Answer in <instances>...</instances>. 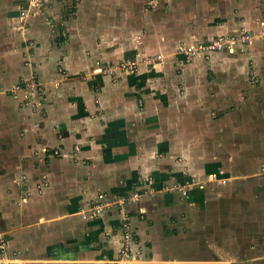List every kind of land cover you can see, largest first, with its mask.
Returning <instances> with one entry per match:
<instances>
[{"label":"crops","instance_id":"crops-1","mask_svg":"<svg viewBox=\"0 0 264 264\" xmlns=\"http://www.w3.org/2000/svg\"><path fill=\"white\" fill-rule=\"evenodd\" d=\"M27 1L0 0V264H111L121 217L112 207L91 216L85 203L135 188L153 191L127 206L140 249L129 262L163 264L183 226L201 225L209 242L208 198L221 191L206 183L220 184L214 178H225L226 164L197 136L213 113L223 125L228 114L243 119L248 103L254 123L263 120L255 106L264 107V0H230L197 20L172 14L171 26L142 16L139 33L127 14L122 34L116 6L93 15L75 3L55 40L29 20ZM245 32L249 40L189 60L179 51ZM124 59L136 70H108ZM31 76L41 95H15L14 85ZM252 134L249 142L263 146L254 138L264 131L248 128ZM191 179L197 183L181 194Z\"/></svg>","mask_w":264,"mask_h":264},{"label":"rangeland","instance_id":"rangeland-1","mask_svg":"<svg viewBox=\"0 0 264 264\" xmlns=\"http://www.w3.org/2000/svg\"><path fill=\"white\" fill-rule=\"evenodd\" d=\"M23 1L27 0H16L17 3L24 5L25 2L23 3ZM31 1L34 2L30 10L33 15L29 20L31 22L34 20L35 24L46 25L54 34L53 40L63 36L61 31L64 25L60 22L70 17L71 12L75 10L73 8L75 3L80 4V9H83L85 13L93 15L106 14L109 8L116 6L115 9L118 8L115 15L116 21H118L115 23L116 31L121 34L127 14L130 17V19L128 18L129 25L132 24L133 26H129V28L131 27L138 32L137 29H143L144 24L140 25L139 23L142 16L144 22L157 19L163 21V26H171L173 24L172 14H177L183 20H189L190 18L197 20L207 9L219 12L221 7L232 4L230 0H228L230 1L229 4H226L225 0ZM259 3L253 4L257 5ZM115 11L111 10L109 14L114 15ZM98 19L103 26L104 20L102 21L100 17ZM182 19L180 21H183ZM92 21L94 22V20ZM37 94L41 95L39 92ZM257 108L263 114L260 125H264V107L256 105L255 109ZM253 111L254 107L251 103H248L243 119L239 117L237 119L228 114L226 119L229 120L228 126L223 125L221 120H225L224 118H218V114L214 115L213 113L208 120L206 119L208 126L205 128V132H199L202 135L201 138H198L200 135L195 131V134H198L199 145L204 144L206 148L211 149L210 151L213 154L220 155L221 160L226 164L224 165L225 182L222 181V176L213 177L220 184L213 182V180L206 183L208 189L210 184L214 183L216 187H212V189L221 191L219 195H210V198H208V200L211 199L208 203L211 206V217H214L213 220L211 218V223L203 222L202 224L210 241L206 240L207 242H205L204 234L199 232L198 228L201 229V225L190 228L183 226L176 241L169 249L170 256L166 258V262H163V264H264V157L261 159L257 157L261 152L264 155V145L260 147L259 144H251L249 141L253 139L254 135H247L248 128L264 131V127L260 128L259 121H256L257 124L254 123L255 121L251 117ZM207 117L209 116L207 115ZM196 120L199 121V118H196ZM222 125L228 128H223V131L221 129ZM219 132H222L220 140L219 135H214ZM263 137L264 134H261V136L256 135L254 140H264ZM214 140L220 141L216 143V147L210 144V141ZM229 176H232L231 180H229ZM195 183H197V180L191 179L182 186L186 190L187 185L192 187ZM231 194H234V196ZM223 199H226V201ZM217 211L222 215L217 213L216 216H220L222 219L216 221L214 213L216 214ZM181 225L185 224L182 223ZM129 227L131 229V226ZM121 264L133 263L126 260Z\"/></svg>","mask_w":264,"mask_h":264},{"label":"built area","instance_id":"built-area-1","mask_svg":"<svg viewBox=\"0 0 264 264\" xmlns=\"http://www.w3.org/2000/svg\"><path fill=\"white\" fill-rule=\"evenodd\" d=\"M250 34L248 32L240 34V36H233L229 38L225 37H216L210 41L206 42H198L182 45L179 47V51L182 53L183 57L187 60L192 57L200 54H206L207 52L215 49H220L224 47H231L234 43L245 42L249 40ZM161 54L157 53L154 55L155 59H159ZM136 62L134 60L124 59L119 60L116 65L108 66L109 71H114L115 68L126 71H135L136 70ZM12 92L15 95L21 96H31L35 95L39 92V83L34 76H31L27 79L20 80L17 82ZM53 154L60 155L59 150L54 149ZM222 181L225 182V179L222 178ZM181 194H185L186 190L190 188V185L186 186V190L184 186H178ZM153 188H143L138 189L135 188L129 193L119 194L114 196H107L103 192L97 193V200H90L86 202V211L91 216H96L99 214L105 207H112L116 210L117 214L121 217V245L119 249V254L112 264H121L122 262L134 260L137 255L140 253L139 248H134L135 239L133 236V231L130 229L129 225V215L127 206L129 203L138 200L141 196L146 195L147 193H151ZM85 216V214H83ZM0 249H4V240L0 239Z\"/></svg>","mask_w":264,"mask_h":264}]
</instances>
